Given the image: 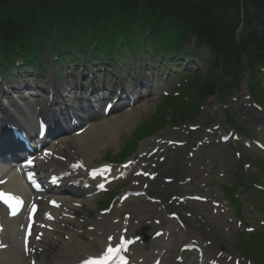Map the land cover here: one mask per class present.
<instances>
[{
    "label": "rangeland",
    "instance_id": "374dc122",
    "mask_svg": "<svg viewBox=\"0 0 264 264\" xmlns=\"http://www.w3.org/2000/svg\"><path fill=\"white\" fill-rule=\"evenodd\" d=\"M136 1L138 2V10L142 12L141 9L147 8L149 3L173 4L179 0H0L2 5L0 16L30 22L39 15V11L44 7L51 9L55 7L54 4H57L69 19L72 18L67 13L80 11L86 13L83 17H86L88 21L78 19V16L71 20L72 26L81 30L82 26H86L87 23H101L107 13L113 14L119 10L124 11L123 8L135 4ZM218 3H223L228 9L231 5L232 10H239L242 6L247 8L251 5L250 0H218ZM247 11L251 13L252 9L248 8ZM87 13H92L93 16L104 15L94 19ZM92 19L93 21H91ZM239 31L240 28L233 35L234 38L240 36L238 35ZM255 37L252 38V41L256 39ZM244 42L250 45V43ZM194 43L195 41L191 40L188 49L192 52V56L194 55L195 64H199L198 58L207 60L209 53L204 48L195 49ZM228 50L230 51L229 45ZM238 56L239 53L230 51L223 63L226 62V65L230 67H236L239 65L240 58L245 66L244 56L240 55L239 58ZM190 59L193 60V58ZM184 60L182 63L190 64L189 60ZM186 66V64L185 66L180 64L178 67L184 69L187 68ZM205 66H207L206 63H202L199 67L205 68ZM181 69L176 73L179 80L175 81L174 79L167 83L165 92L149 99L148 109L137 113V121L133 130L122 138L117 147L111 146L110 150L101 151L95 162L114 163V157L120 156L123 145L127 143L126 140H132L130 138H133L136 127L144 122H150L156 110L167 109L166 104L169 105L168 116L166 117L168 120L171 104L167 101L177 102L178 95L176 92L180 93V90L188 88L185 86L187 80L180 75ZM256 86L257 90L254 91V97L249 92L247 81H244L240 85V92H227L223 96L219 95L217 98L203 102L201 110L194 113L195 123L192 125H189L190 123L188 125L175 124L169 121L170 123H166L163 131L143 140L139 144V149L129 158L136 161L141 160L140 167H145L147 172L154 173L157 179L153 182L143 181L150 186V189L147 190L148 193L142 200H130L128 208H134L142 214L144 211L149 212L152 209L164 210L166 206L170 205L183 206L182 214L180 210L177 211L173 208L167 209L164 214L166 219L171 214L179 216L180 219L173 222L180 230V235L184 237V240L187 239L184 242L195 241L199 245L207 244L210 247L209 254L215 255L220 251L228 258H238L245 264H259L264 261V194L262 193L264 192V153L254 150L252 144L254 140H259L264 144V77L259 76ZM183 92L181 91V94ZM179 109L186 113L190 111L189 107ZM244 109H246V113L243 111ZM230 118L233 119V123L236 122L245 130L247 138L241 135L239 128L227 127L226 124ZM230 131L238 135V140L235 142L230 140L227 144L221 143L220 137ZM176 141H185L186 144L184 147L169 144V142ZM152 151L155 156L149 159L148 155ZM177 163H179L177 167L180 168V172L173 177L170 175L171 170H173L171 168ZM241 175L248 181H243L240 184L238 180H240ZM165 181H172L167 184L171 186V189L168 190L166 196L161 197L151 190L154 186ZM142 186L143 183L137 187L136 183L128 182L124 187L115 185L112 187V191L119 193L120 190H142ZM232 186L236 188L234 192H231ZM252 188H256V190ZM229 195L238 197V201L242 204L243 219L241 217L238 219L237 210L234 207H237L238 203L233 201ZM197 196L202 197L205 201H198ZM104 199L111 200L108 197ZM117 199L118 197H116L114 204L117 203ZM103 200L97 204L98 207ZM216 202L220 203L221 206L215 207L213 204ZM90 213L94 214V212ZM185 216L190 221L189 223L185 222ZM95 218L97 215L94 214L91 219L88 217L86 222L88 220L94 221ZM159 222L161 223V220ZM152 225L155 228L148 230L147 233L150 237L153 236L156 229L164 228L162 224L157 226L153 223ZM86 228L83 225L82 232H85ZM250 228H252L253 233L249 231ZM82 239L87 242V234ZM183 243H179L176 248L177 251L172 258L173 263L178 256L179 246ZM142 248L156 253L159 251L156 250L157 244L155 242L154 244L148 242L145 246L139 245L134 251L135 254L142 253Z\"/></svg>",
    "mask_w": 264,
    "mask_h": 264
},
{
    "label": "bare ground",
    "instance_id": "6f19581e",
    "mask_svg": "<svg viewBox=\"0 0 264 264\" xmlns=\"http://www.w3.org/2000/svg\"><path fill=\"white\" fill-rule=\"evenodd\" d=\"M15 88L18 89L19 86H16V84L11 86V89ZM138 88L139 87H137V85L128 88L127 94H130V96L132 95V93L135 94L134 97L137 96V100L139 99V97L141 98L145 92H153L151 90L139 91ZM11 89H8V91L5 93L8 95L10 91L12 94L18 91ZM64 90L65 95H63L64 100L62 101V103L54 104L51 109V113H53L54 115L62 114L61 112H63V110L67 111L65 109H69L70 103L77 106L76 103L80 102L76 97H70V95L74 94L72 93V91L74 90L68 87ZM57 95L59 97L61 96L59 91L57 92ZM20 98L21 97L19 95L16 96L17 101H19ZM33 98L36 97L25 96L19 104H21V106L29 112L31 109L30 106L32 104L31 99ZM29 100H31V102H27ZM63 106L64 108H61V110L58 109L59 107ZM147 108L148 106L146 105V103H141V105L138 106V110L145 111ZM243 111L245 113L247 112L246 109H244ZM19 114L23 115L26 114V112L24 110H21ZM8 115L12 116L13 114H7L5 122L9 120ZM20 120L23 124L26 123L24 120ZM136 121L137 116L135 112L128 110L123 113L120 118L116 117L108 120L105 119L98 123L85 124V131L81 135H71L65 141L58 143L57 148H54L55 159H53L54 162H51V168L60 169V167H64L65 165H67L68 161L64 162V165H61V162L65 160V158H67L69 161L73 160L72 163L82 160L83 165L88 169L97 168L98 166L93 165V162L98 152L109 146H116L120 142L122 135V137H125L132 131ZM178 164L179 163L171 168L173 170H171L170 175H172L173 177L175 176V174L180 172V168L177 167ZM162 177L164 176L162 175ZM170 189L171 186L163 182L158 184V186H154V188H152V191L159 194V196L164 197L168 194V190L170 191ZM81 198L82 197L74 199H60V202H62L63 204L61 208L63 212L61 211L57 215V217L59 218L58 225H52L50 229L45 232L43 242L42 240L40 241L42 243L35 242V248L32 249V252H34L32 256L37 260V264H79L80 262L91 256H96L102 253V251L105 250L109 245L117 243L121 237V232L123 230L128 229V234L131 235L140 227H145L147 223L150 222L152 224L154 220H161V224L164 225L163 229L160 228L156 230L154 234L160 230H165L164 238L160 243V246L162 248L160 251L161 259H170L171 254L173 255L175 253L176 244L180 243L181 239L184 240V237L180 235V230L177 229L173 221L166 219L164 214L165 210L169 208H173L175 210L181 209L180 213L182 214V206L176 207L175 205H170L166 206L164 210L152 209L149 212L144 211L141 214L134 208L130 209L127 208L128 206H125L129 199L125 200L126 202L124 203V205H120L117 203L108 216L99 217L96 220L90 222V226L86 230L89 236V241L84 242L82 240H79V238L76 237V234L81 229L80 225L84 224L85 216L94 206L93 198H87L79 202ZM79 203H81L80 208L77 207ZM122 212L123 214L121 215ZM126 214L134 215L133 219L127 221L124 218ZM185 220V222L187 223L190 222L189 220H187L186 216ZM127 222L130 224L129 227L125 226L124 224ZM51 232L54 233L50 234ZM139 236H145V238L143 239L149 240L144 232L140 233ZM19 243L20 242L18 241V234L15 232L11 233V235H8L6 238H3V244L8 246L6 251H0V264H25V257L20 250ZM35 252L37 253L35 254ZM151 257L152 255L146 253L140 256H135L131 253L130 264H147L148 258ZM219 257L221 258V261L226 262L225 264H228L227 258H225L224 255H221Z\"/></svg>",
    "mask_w": 264,
    "mask_h": 264
},
{
    "label": "trees",
    "instance_id": "16d2710c",
    "mask_svg": "<svg viewBox=\"0 0 264 264\" xmlns=\"http://www.w3.org/2000/svg\"><path fill=\"white\" fill-rule=\"evenodd\" d=\"M253 8V13L246 12V8L242 6L239 10H232L225 7L223 3H218V0H208V2H185L179 0L178 3L168 4H151L156 9L162 18L169 17L171 21H175L183 33L193 32L198 35L201 43L208 45L212 54V67L211 71L219 70L222 59L230 53L235 51L252 55L249 59V72L253 76L257 66L264 67V0H250ZM224 5V6H223ZM137 5L132 6L131 12H136ZM251 20V24L247 21L244 22L239 40L234 38L233 35L237 31L238 24L244 19ZM256 21L263 24L261 28V35L255 37L253 31H249V27H253ZM250 33V36H246ZM254 35V36H252ZM246 36V38H244ZM256 38L252 41V38ZM247 43H253L248 47ZM240 42V43H238ZM228 45L230 51L228 50ZM256 46V48H255ZM248 47V48H247ZM233 70V69H232ZM229 70V71H232ZM210 74L213 75L211 72ZM215 77H206L202 85L198 84L197 91L203 99L211 97L216 94L217 88L215 86Z\"/></svg>",
    "mask_w": 264,
    "mask_h": 264
},
{
    "label": "snow or ice",
    "instance_id": "6c2138e0",
    "mask_svg": "<svg viewBox=\"0 0 264 264\" xmlns=\"http://www.w3.org/2000/svg\"><path fill=\"white\" fill-rule=\"evenodd\" d=\"M28 163L31 164V161H28ZM101 187H103V185H101ZM0 199H3V202L8 205V207L11 209L12 215H15L23 204V202L18 197L6 196L2 193H0ZM122 250H126L124 243H119L116 248L109 246L102 257L99 259L89 258L88 260L84 261V264H109V261L113 258H118L119 260L123 261V257L119 255Z\"/></svg>",
    "mask_w": 264,
    "mask_h": 264
}]
</instances>
